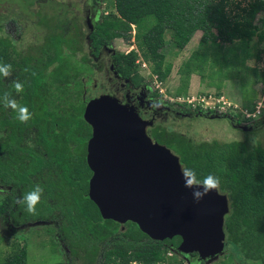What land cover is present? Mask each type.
<instances>
[{"label":"trees","instance_id":"obj_1","mask_svg":"<svg viewBox=\"0 0 264 264\" xmlns=\"http://www.w3.org/2000/svg\"><path fill=\"white\" fill-rule=\"evenodd\" d=\"M109 5L116 14L102 18L90 34L92 46L97 52L115 39L129 44L134 40L137 49L118 53L115 59L119 72L136 83L145 80L138 71L140 59L153 76L166 81L173 69L167 44L179 55L199 31L198 48L178 71L182 83L178 95L187 92L193 74L202 80L221 77L223 83L222 77H231V66L260 57L253 52L252 41L264 40L258 23L264 0H251L235 13L227 0H110ZM260 23L264 26V19ZM83 43L74 20L59 21L46 41L26 54L0 35V63L12 65L8 76L0 75V184L10 188L0 204V222L13 224L14 232L31 221L55 223L70 262L54 264H186L169 257V240L155 241L133 222L122 228L105 220L89 197L93 173L86 155L92 127L84 118L88 102L84 95L94 68ZM246 70L253 74L254 85L264 83V70L249 66ZM16 81L23 84L19 91ZM5 97L26 105L31 117L20 121L17 111L5 106ZM160 139L172 147L184 169L195 170V183L208 173L220 178L219 190L231 193L234 200L225 218L226 244L242 261L264 264V149H249L240 141L195 144L178 133L162 132ZM37 184L43 192L29 212L22 197ZM178 244L185 247L186 241L179 238ZM196 256H189L191 264L197 263ZM0 264H28L27 249L15 250Z\"/></svg>","mask_w":264,"mask_h":264},{"label":"rangeland","instance_id":"obj_2","mask_svg":"<svg viewBox=\"0 0 264 264\" xmlns=\"http://www.w3.org/2000/svg\"><path fill=\"white\" fill-rule=\"evenodd\" d=\"M12 1V2H10ZM32 2L28 7L20 4H13L17 0H0V34L11 38L16 48L26 54L29 51H35L46 41V36L51 30V25L46 26L41 23L40 16L46 14L45 6L47 4V13L54 15L56 12V4H59L58 11L73 12L69 17H76L79 24L84 23L81 9L82 4L80 0H28ZM93 4L91 7L89 26L93 29L101 17L107 14H116L115 9L109 5L110 0H90ZM251 0H227L229 9L233 13L239 11L241 8L247 6ZM7 2V3H6ZM12 4V5H11ZM52 5L54 9L48 8ZM24 8H28L24 10ZM264 19V11L259 15V25L261 32L264 34V26L261 25V20ZM63 19L45 20L47 23H57ZM86 23V22H85ZM84 30V27L82 28ZM86 32V30H85ZM202 32L195 34L188 46L179 53L174 54V50L167 44L165 52L167 53V60L172 62L173 69L169 78L161 82L151 73L150 66L139 67L138 71L145 78L143 84L147 87V91L153 94L154 102L170 111L176 112V118L165 125V128L171 133L182 134L195 144L201 142H211L214 140L220 142H234L248 140L253 145H261L264 147V114L256 120L247 122L244 121L242 125L233 127L227 120L217 119L212 111L206 109L195 108L192 102L193 98H198L204 95L224 96L226 100L243 108L252 109L257 101L263 96V87L259 83L254 85V76L250 71L246 70V66L256 67L260 71L264 70V40L260 41L255 37L252 41L253 52L259 53V59L254 57L247 60L244 65L231 66L228 71L231 77L223 79L214 76L213 78L206 77L201 79L200 75L193 74L191 76L187 92L178 95L177 92L181 87V79L178 73L182 63L186 61L191 54L198 48ZM129 44L122 39H115L108 47L113 54L128 53L131 50H136V45ZM169 41V36H167ZM230 46L229 44L225 45ZM94 58V57H92ZM109 56L102 59V62L96 66V70L90 83L87 86L88 92L85 98L89 101L95 97L105 93L110 89V72ZM95 60V58H94ZM97 60V59H96ZM139 61H143L140 59ZM144 62V61H143ZM219 67H216L217 70ZM227 68H222L226 74ZM211 70L208 71V74ZM88 81V78H85ZM97 82V87L94 84ZM219 82L222 83L221 89L218 88ZM199 95V96H198ZM255 102V103H254ZM182 116V117H178ZM172 149L171 146H168ZM174 153V151H173ZM8 191L0 189V204L4 201ZM19 231L14 232L13 224L10 222H0V262H4L9 255L15 250L25 247L28 251V264H54L58 262L69 263L66 250L61 242L58 230L54 224L51 223H34ZM172 256H176L186 264L190 263V255L184 256L172 246L169 247ZM171 257V256H169ZM196 256V261H198ZM81 264V263H79ZM196 264H252L242 261L235 248L226 244L223 251L218 255L212 256L204 261Z\"/></svg>","mask_w":264,"mask_h":264},{"label":"water","instance_id":"obj_3","mask_svg":"<svg viewBox=\"0 0 264 264\" xmlns=\"http://www.w3.org/2000/svg\"><path fill=\"white\" fill-rule=\"evenodd\" d=\"M84 118L92 127L89 197L105 220L133 222L151 239L169 240L184 255L197 254L200 262L223 251L227 194L217 186L195 200L185 187L180 157L149 137L136 108L115 96L91 99Z\"/></svg>","mask_w":264,"mask_h":264},{"label":"flooded vegetation","instance_id":"obj_4","mask_svg":"<svg viewBox=\"0 0 264 264\" xmlns=\"http://www.w3.org/2000/svg\"><path fill=\"white\" fill-rule=\"evenodd\" d=\"M80 1H82V0H80ZM100 1L102 2L103 0H100ZM10 2H12V1H10ZM20 3L24 7H28L29 5L32 4V2H30L28 0H17V2H15L13 4H20ZM55 4H56V12L54 13V15H50L47 13V4L44 7L46 10V14L42 15L41 13H38V15L40 16V19H41V23L45 24L46 26L51 25V29H53L56 27V24L55 23H52V24L47 23L45 20L63 19V20H72V21L74 20V21H76L78 26L80 27L81 33L84 35L83 47H84L85 51H88V54H89L88 57H89L90 63L92 64V66L94 68V72L96 70V66H98V64H100L102 62V59L109 56V58H110L109 59V62H110L109 69H110V72H112V76L110 78V82H111L110 83V89L106 90V92L101 94V95L108 94V95L115 96L117 99H119V101L121 103L128 104V105L135 107L136 110L138 111L140 117L147 122V134L149 135V137H151L153 140L157 141L158 143H160L162 141L160 139V134H162V132H165L166 136L172 134L171 132H169L165 128V125L169 122H172L171 120L173 118H176V116L179 114H177L176 112L170 111V109H166L162 106H159L156 102H154L153 98H151L153 94H150V92L147 91V87L143 84V82L136 83V82L132 81L131 78L124 77L119 72L117 61L115 59L117 54H113L112 51H109V49H108V47L110 46L112 41L109 44L101 45V47L99 48V50L97 52H96V49H94V47L92 46V40L90 39V34L93 31H95L97 25L102 20L104 15L96 23L95 27L93 29H91L89 26V21H90L91 7L93 4L91 3L90 0H83L81 2V4H82L81 14H82V18L84 21L82 26L79 24L78 19L76 17H72L71 19L69 17H67V16H70L73 12H66L65 13L66 16H64V12L58 11L59 4L58 3H55ZM48 8L54 9V7L52 5H49ZM26 9H28V8H24V10H26ZM83 27H84V30L82 29ZM85 30H86V32H85ZM2 36L6 37L4 35H2ZM6 38H8V37H6ZM92 57H94L95 60ZM97 85H98L97 82H95V84H94L95 88L97 87ZM87 92H88V90L86 88L85 94ZM84 97H85V95H84ZM213 114L218 116L217 119L227 120L233 127L243 124V121L240 118L237 120H234L226 114H215V113H213ZM178 117H182V116H178ZM180 135H182V134H180ZM240 142H243L245 144V146H247V148H249V149H254L256 147H261L264 149V147H262L261 145H253L248 140H244V141L242 140ZM160 144L164 145L163 143H160ZM165 146H167V145H165ZM86 159H87V155H86ZM0 189L8 191V194L10 193V188L4 187L1 184H0ZM224 194H227V196H228V201H229V206H230V211H231L233 204H234V200L232 198V195L229 192L224 193ZM254 206H255V203H253V205L250 207V209H254ZM257 209H260V207H258ZM31 222L40 223V222H36V221H31ZM31 222H29V225ZM51 224H54L58 230V227L55 223L52 222ZM124 227H125V225H122V228H124ZM58 235H59V231H58ZM59 238H60V236H59ZM60 240H61V238H60ZM61 242L63 243V247L66 250L67 256L70 260L69 251H68L65 243L62 240H61Z\"/></svg>","mask_w":264,"mask_h":264},{"label":"clouds","instance_id":"obj_5","mask_svg":"<svg viewBox=\"0 0 264 264\" xmlns=\"http://www.w3.org/2000/svg\"><path fill=\"white\" fill-rule=\"evenodd\" d=\"M12 68L11 64L0 63V75L8 76L10 69ZM15 88L19 91L23 88V84L20 81L15 82ZM6 99V107L11 106L17 111V118L20 121H27L32 113L29 111L26 105H18L15 99ZM182 176L184 177L185 187L191 190L193 198L197 201L202 199L205 195L211 192L213 189L217 188L220 183V178L213 173H208L203 176L202 179L197 178L195 185H193V180L191 177L196 176L194 169H182ZM43 188L37 184L31 190L24 193L22 197V202L26 205V208L29 212L35 210V206L38 201L41 199V193Z\"/></svg>","mask_w":264,"mask_h":264},{"label":"built area","instance_id":"obj_6","mask_svg":"<svg viewBox=\"0 0 264 264\" xmlns=\"http://www.w3.org/2000/svg\"><path fill=\"white\" fill-rule=\"evenodd\" d=\"M133 34H135V32H133ZM138 63H140L142 67H147V64L143 61H138ZM261 85L264 89V83ZM190 103L193 104L195 108H204L208 111L214 112L215 114H226L234 120L240 118L243 122L256 120L258 117L264 114V92L263 96L259 101L256 102V105L253 109H242L236 104L226 100L224 96L220 97L212 94L199 96L198 98L194 97ZM168 255L172 256V253L169 252Z\"/></svg>","mask_w":264,"mask_h":264},{"label":"bare ground","instance_id":"obj_7","mask_svg":"<svg viewBox=\"0 0 264 264\" xmlns=\"http://www.w3.org/2000/svg\"><path fill=\"white\" fill-rule=\"evenodd\" d=\"M255 105H256V104H255ZM255 105H254V106H255ZM253 108H254V107H253ZM253 108H252V109H253Z\"/></svg>","mask_w":264,"mask_h":264},{"label":"crops","instance_id":"obj_8","mask_svg":"<svg viewBox=\"0 0 264 264\" xmlns=\"http://www.w3.org/2000/svg\"><path fill=\"white\" fill-rule=\"evenodd\" d=\"M255 103V102H254ZM2 203V202H1Z\"/></svg>","mask_w":264,"mask_h":264}]
</instances>
